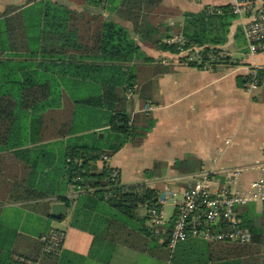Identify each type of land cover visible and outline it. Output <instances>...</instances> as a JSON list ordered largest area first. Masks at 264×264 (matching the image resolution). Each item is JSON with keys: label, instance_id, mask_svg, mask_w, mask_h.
Returning <instances> with one entry per match:
<instances>
[{"label": "trees", "instance_id": "obj_1", "mask_svg": "<svg viewBox=\"0 0 264 264\" xmlns=\"http://www.w3.org/2000/svg\"><path fill=\"white\" fill-rule=\"evenodd\" d=\"M161 2L144 0L149 7ZM135 15L133 22L141 16ZM237 17L231 5L186 14L183 26L175 30L185 40L184 46L170 42L151 46L176 55L180 48L191 50L190 54L198 48L204 58L214 59L212 64L221 63L227 59L219 56L220 47L227 42ZM0 36L5 38V51L10 49L13 55L11 59L0 57V159H7L11 152L14 158L32 164L4 170L5 176L15 178L7 188L10 200L48 199L30 207L49 221L53 218L54 194L39 195V189L29 187L44 169L40 164L44 159L47 167H54L52 176L63 178L62 189L61 185L49 189L53 193L60 189L55 201L66 205L69 227L93 236L88 255L82 256L65 249V232L64 250L55 257L44 252L42 242L34 241L25 248L22 236L0 225V264H87L100 241L168 264H264V212L249 219L246 207L237 208L243 228L251 233L248 244L190 238L171 251L169 239L177 212L164 226L150 224V212L159 208L157 190L142 184L120 186L105 167L99 175L91 174V167L103 156H113L128 142L140 143L150 126L136 129L127 113V95L135 92L142 75L137 65L140 48L127 29L39 1L4 20ZM3 54L1 49L0 56ZM180 60L188 62V56ZM240 80L242 85H260L264 69ZM53 138L66 139L62 151L58 142L51 143ZM56 147L60 153L50 156Z\"/></svg>", "mask_w": 264, "mask_h": 264}, {"label": "crops", "instance_id": "obj_2", "mask_svg": "<svg viewBox=\"0 0 264 264\" xmlns=\"http://www.w3.org/2000/svg\"><path fill=\"white\" fill-rule=\"evenodd\" d=\"M39 1H49L115 23L127 29L140 48L137 65L142 75L135 92L127 95V113L136 129H145L150 123L149 130L140 143L128 142L113 156H103L93 165L96 166L95 171L91 170L93 176L99 175L105 167L111 175L117 174L115 182L120 186L142 184L157 190L159 198L166 195V203L161 205L165 224L171 220L165 219V205L170 203L174 215L176 204L190 187L202 184L212 194L246 195L253 191L258 180L264 179V88L253 90L240 80L254 75L257 69H264V52L250 54L244 35L253 12L264 8V0H162L157 7L147 6L144 0H0V30L4 20ZM235 2H248L253 8L238 15L230 27L227 42L220 47L219 54L226 61L214 65V59L207 56L191 66L189 59L188 62L180 60L184 57L182 53L176 55L151 46L172 41L175 30L183 26L186 14L233 6ZM139 13L140 19L133 22L131 18ZM145 13L147 17L143 18ZM4 40L0 36V51L4 50L0 57L11 59L13 55L10 49L5 51L8 47ZM144 58L150 62H145ZM65 140L53 138L51 143L58 142L62 151ZM56 148L51 150L50 156L60 153ZM10 153L7 159H0V225L22 236L25 248L34 241L41 242L50 228L62 229L67 235L65 249L87 256L93 243L92 235L70 228L68 217L63 221L57 218L49 221L48 217L31 209V204L48 199L10 200L7 188L15 178L5 176L4 170L32 166L28 159L18 160ZM40 155L44 158V153ZM40 164L44 169L34 183L31 180L29 187L39 189V195L54 194L52 204L59 203L55 199L61 195L60 189L53 193L49 188L61 185L62 189L63 178L53 177L54 167H47L44 159ZM68 195H73V191ZM243 207L249 219L264 212V203ZM250 242L251 239L238 244ZM98 261L102 264L107 261L108 264H168L121 245L113 249L104 241L95 245L92 260L87 264H99Z\"/></svg>", "mask_w": 264, "mask_h": 264}, {"label": "built area", "instance_id": "obj_3", "mask_svg": "<svg viewBox=\"0 0 264 264\" xmlns=\"http://www.w3.org/2000/svg\"><path fill=\"white\" fill-rule=\"evenodd\" d=\"M233 12L236 15L248 13L250 4L235 2ZM250 23L244 30L249 53L256 55L264 52V8L253 12ZM170 43L185 45L181 35L175 36ZM181 53L191 50L179 49ZM198 55L200 49H193ZM254 74V73H253ZM248 88L256 90L264 88V83H249ZM104 159H107L106 157ZM117 174L111 175L115 181ZM253 191L248 194H212L204 185L190 187L183 193L182 201L176 204L177 217L169 239V249L174 250L179 244L190 238L205 242L246 243L251 239L250 233L243 228L242 220L237 215V208L250 203H264V179L253 185ZM166 203V195L159 198V208L150 212L151 221L155 226H164V216L161 205ZM227 225V229L224 224ZM65 231L59 228H50L48 233L41 237L44 252L55 257L61 256L64 250ZM16 258V257H15ZM18 259V258H16ZM31 264V262H28Z\"/></svg>", "mask_w": 264, "mask_h": 264}, {"label": "rangeland", "instance_id": "obj_4", "mask_svg": "<svg viewBox=\"0 0 264 264\" xmlns=\"http://www.w3.org/2000/svg\"><path fill=\"white\" fill-rule=\"evenodd\" d=\"M246 3V2H245ZM247 4H249L248 2H247ZM221 50V49H220ZM222 51V50H221ZM194 52V51H193ZM224 52V51H223ZM183 54V56H188V59H189V62H196V61H198V62H201L200 61V59H202V54L199 52V54L198 55H196V53L194 52V53H192V54H190V53H188V52H184V53H182ZM189 54V55H188ZM173 210H174V208L170 205V203H168V204H166L165 205V207H164V214H165V219L167 220V221H169L170 219H171V217H172V215H173ZM55 224L56 225H58V222H55ZM150 224L152 225V226H155L154 225V223L151 221L150 222ZM59 226V225H58Z\"/></svg>", "mask_w": 264, "mask_h": 264}, {"label": "water", "instance_id": "obj_5", "mask_svg": "<svg viewBox=\"0 0 264 264\" xmlns=\"http://www.w3.org/2000/svg\"><path fill=\"white\" fill-rule=\"evenodd\" d=\"M96 166H93L91 170L95 171ZM97 174V173H95ZM67 208L64 203H55L51 205V216L53 218H63L66 217Z\"/></svg>", "mask_w": 264, "mask_h": 264}]
</instances>
